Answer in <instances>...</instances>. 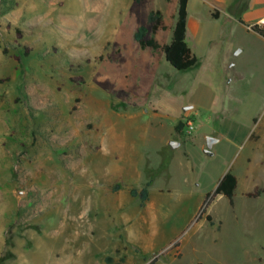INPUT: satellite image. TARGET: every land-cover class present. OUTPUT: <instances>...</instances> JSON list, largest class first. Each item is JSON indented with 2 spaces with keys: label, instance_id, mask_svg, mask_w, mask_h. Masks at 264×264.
Returning a JSON list of instances; mask_svg holds the SVG:
<instances>
[{
  "label": "rangeland",
  "instance_id": "374dc122",
  "mask_svg": "<svg viewBox=\"0 0 264 264\" xmlns=\"http://www.w3.org/2000/svg\"><path fill=\"white\" fill-rule=\"evenodd\" d=\"M207 1L179 71L134 38L178 0H0V264H264V42Z\"/></svg>",
  "mask_w": 264,
  "mask_h": 264
},
{
  "label": "trees",
  "instance_id": "16d2710c",
  "mask_svg": "<svg viewBox=\"0 0 264 264\" xmlns=\"http://www.w3.org/2000/svg\"><path fill=\"white\" fill-rule=\"evenodd\" d=\"M188 4L189 0H178L177 18L173 28L171 41L168 44L162 46L154 38V35L159 29L165 28L163 24L162 14L159 11H151L148 15L147 23L152 26V36L149 39H146V36L148 34V27L145 25L140 26L134 35V38L141 49L144 50L150 48L153 51L161 49L165 54L166 61L172 67L179 71L189 70L198 63V57L192 52L186 41ZM241 23H243L242 20ZM251 29L264 38V26L256 24L252 26ZM17 34L19 37H21V33L19 31H17ZM28 51L29 50L26 49L25 54H28ZM4 52L6 53V49H4ZM15 59L17 61H20L19 56H15ZM182 126V123H178L177 125H175V131L177 133H180ZM149 185L150 182L148 181L141 190H138L137 188L130 189V195L133 198H139L142 206L148 200ZM237 185L238 180L234 174H232L231 172H227L226 174H224V176L218 182L215 190L212 193L206 194L204 201L205 207L211 205L218 196L226 197L229 201L230 206H234V197ZM118 189L119 187L116 186L115 190ZM262 192L263 189L256 188L253 191L246 193V196L248 198H258L262 194ZM206 219L211 225L214 224L211 216L208 215ZM108 261L111 262L109 258ZM156 262L157 260L154 259L153 261H151V264H155ZM123 263L124 258H122L117 264Z\"/></svg>",
  "mask_w": 264,
  "mask_h": 264
},
{
  "label": "crops",
  "instance_id": "0c3cea01",
  "mask_svg": "<svg viewBox=\"0 0 264 264\" xmlns=\"http://www.w3.org/2000/svg\"><path fill=\"white\" fill-rule=\"evenodd\" d=\"M208 1L207 2L210 5L219 7V9L221 11V17H223V15H225L226 17H228L234 21H237L246 30H250L251 32L255 33L261 39V41L264 42V38L251 29V27L256 25V24L260 25V26L262 25L261 22H262V20H264V0H208ZM241 20L243 21L244 24L241 23ZM205 148H203V149H205ZM133 179H135V178H133ZM152 189H153V185L150 184L148 186L149 196L152 192ZM219 197H221V196H218L217 199ZM214 229L217 232H220L222 229V221H221L220 226H218V227L216 226ZM198 263H202V262H196V264H198Z\"/></svg>",
  "mask_w": 264,
  "mask_h": 264
},
{
  "label": "water",
  "instance_id": "95a60500",
  "mask_svg": "<svg viewBox=\"0 0 264 264\" xmlns=\"http://www.w3.org/2000/svg\"><path fill=\"white\" fill-rule=\"evenodd\" d=\"M217 141L218 140L216 138H214V137H211V136L207 137L206 138V148L204 149V153L207 154V155H213L212 148H213L214 143H216ZM169 145L172 148H175V147H178L180 145V142H178V141H171L169 143Z\"/></svg>",
  "mask_w": 264,
  "mask_h": 264
},
{
  "label": "built area",
  "instance_id": "2783aa9c",
  "mask_svg": "<svg viewBox=\"0 0 264 264\" xmlns=\"http://www.w3.org/2000/svg\"><path fill=\"white\" fill-rule=\"evenodd\" d=\"M262 26H264V20L261 22ZM187 127L189 131H194L195 130V124L192 121H188Z\"/></svg>",
  "mask_w": 264,
  "mask_h": 264
}]
</instances>
